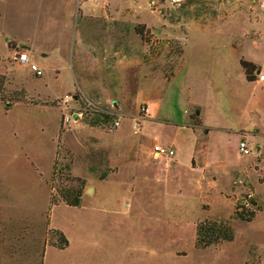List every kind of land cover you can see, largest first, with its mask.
<instances>
[{
    "label": "rangeland",
    "instance_id": "rangeland-1",
    "mask_svg": "<svg viewBox=\"0 0 264 264\" xmlns=\"http://www.w3.org/2000/svg\"><path fill=\"white\" fill-rule=\"evenodd\" d=\"M263 1L0 0V264H264V211L194 246L201 221L264 206V83L240 66L264 69ZM66 94L82 115L64 125ZM73 179L81 208L60 199Z\"/></svg>",
    "mask_w": 264,
    "mask_h": 264
},
{
    "label": "trees",
    "instance_id": "trees-1",
    "mask_svg": "<svg viewBox=\"0 0 264 264\" xmlns=\"http://www.w3.org/2000/svg\"><path fill=\"white\" fill-rule=\"evenodd\" d=\"M240 66L244 72L245 79L248 82H253V73L259 71L258 67L254 63L245 60H240ZM106 121L107 119L105 115H98L92 119V123L94 125L98 124L99 122ZM197 126H201L199 121ZM105 178L106 173L100 177L101 180ZM73 181L78 183L80 188L77 190L67 189L59 191L60 199L61 202L68 207L79 208L82 203L84 182L80 179H73ZM51 205H56V201L51 200ZM260 211H264V206L248 198L246 200L238 201L235 204L230 220L222 221L205 219L201 221L196 225L195 229V248L200 250L207 248H217L223 243L233 241L235 231L231 221L238 220L240 222L250 223L255 219L256 214ZM52 233L56 238V240L53 241V246L59 250H64L67 248L68 240L64 234L58 230H53Z\"/></svg>",
    "mask_w": 264,
    "mask_h": 264
},
{
    "label": "built area",
    "instance_id": "built-area-1",
    "mask_svg": "<svg viewBox=\"0 0 264 264\" xmlns=\"http://www.w3.org/2000/svg\"><path fill=\"white\" fill-rule=\"evenodd\" d=\"M14 60L18 64H23L26 65L31 73L36 76V77H42L43 76V70L41 67L36 65L35 63L32 62L31 57L29 56L28 52L26 51H19L16 52L14 55ZM257 75V81L259 82H264V76L258 72L256 73ZM70 101L74 102L75 105L74 107L70 105ZM60 106L62 111L65 113L63 116V123L64 125H67L71 120H73V117H78L82 115L81 107H78V98L77 96H73L70 94H66L63 96V98L60 101ZM86 108H90L94 110L96 114L99 115H105L106 119H114L112 113L110 111H106L105 109H102L101 107L94 105L90 101H87V104L85 105ZM120 126L119 121L117 119H114L110 122V127L112 128H118ZM238 151L241 155H249L250 151L247 145V142L245 140H239L238 142ZM174 149L169 148V147H162V146H154L153 148V154L156 157L160 156H165V157H172L174 155Z\"/></svg>",
    "mask_w": 264,
    "mask_h": 264
},
{
    "label": "crops",
    "instance_id": "crops-1",
    "mask_svg": "<svg viewBox=\"0 0 264 264\" xmlns=\"http://www.w3.org/2000/svg\"><path fill=\"white\" fill-rule=\"evenodd\" d=\"M259 10L260 11H262L263 13V16H264V1H263V3H261V7H259ZM254 21L255 22H253V24L254 25H256V26H258V25H263L264 24V17L263 18H261V21H258V20H256V18L254 19ZM260 32V31H259ZM260 34H259V38H260ZM259 38H257V39H259ZM256 39V38H255ZM253 63V62H252ZM255 64V63H254ZM256 66H258L259 67V71H260V73L264 76V69H263V67L262 66H260V65H257V64H255ZM256 82H259V81H256ZM262 83H264V82H262ZM203 121V120H202ZM203 125H204V123H203ZM187 128V127H186ZM191 128V127H190ZM192 130H195V129H200V130H203L205 133H209L210 132V129L209 128H207V127H200V126H197V127H193V128H191ZM248 138L249 139H252V136L251 135H249L248 134ZM246 141V140H245ZM247 142V141H246ZM175 154V153H174ZM155 156V155H154ZM174 156V155H173ZM156 157V156H155ZM158 158V157H157ZM192 163V162H191ZM196 167V166H195ZM194 167V168H195ZM107 179V177L105 178V179H103V180H101V181H104V180H106ZM90 191L89 192H93L94 193V189H89ZM88 192V191H87ZM83 199V198H82ZM82 205H83V200H82ZM82 205L79 207V208H81L82 207ZM68 240V239H67ZM70 239L68 240V246H67V248L69 247V245H70ZM66 249V248H65ZM44 254H45V252L43 253V256H42V259L44 258Z\"/></svg>",
    "mask_w": 264,
    "mask_h": 264
},
{
    "label": "water",
    "instance_id": "water-1",
    "mask_svg": "<svg viewBox=\"0 0 264 264\" xmlns=\"http://www.w3.org/2000/svg\"><path fill=\"white\" fill-rule=\"evenodd\" d=\"M21 47H23V45H21ZM87 191L89 192L90 190L88 189Z\"/></svg>",
    "mask_w": 264,
    "mask_h": 264
}]
</instances>
